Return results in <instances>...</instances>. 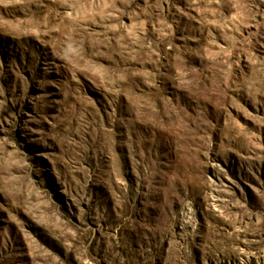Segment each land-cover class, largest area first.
Here are the masks:
<instances>
[{"label":"rangeland","instance_id":"rangeland-1","mask_svg":"<svg viewBox=\"0 0 264 264\" xmlns=\"http://www.w3.org/2000/svg\"><path fill=\"white\" fill-rule=\"evenodd\" d=\"M0 264H264V0H0Z\"/></svg>","mask_w":264,"mask_h":264}]
</instances>
